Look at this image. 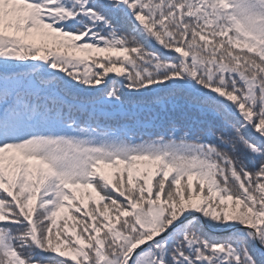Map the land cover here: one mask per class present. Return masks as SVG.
I'll return each instance as SVG.
<instances>
[{
	"label": "snow or ice",
	"instance_id": "6c2138e0",
	"mask_svg": "<svg viewBox=\"0 0 264 264\" xmlns=\"http://www.w3.org/2000/svg\"><path fill=\"white\" fill-rule=\"evenodd\" d=\"M0 264H264V0H0Z\"/></svg>",
	"mask_w": 264,
	"mask_h": 264
}]
</instances>
